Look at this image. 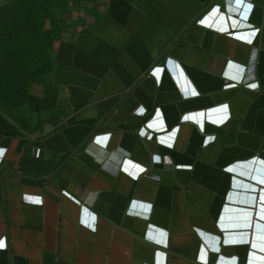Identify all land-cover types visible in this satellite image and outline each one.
<instances>
[{
    "label": "crops",
    "instance_id": "crops-1",
    "mask_svg": "<svg viewBox=\"0 0 264 264\" xmlns=\"http://www.w3.org/2000/svg\"><path fill=\"white\" fill-rule=\"evenodd\" d=\"M106 10L0 108V264H264V0Z\"/></svg>",
    "mask_w": 264,
    "mask_h": 264
},
{
    "label": "rangeland",
    "instance_id": "rangeland-1",
    "mask_svg": "<svg viewBox=\"0 0 264 264\" xmlns=\"http://www.w3.org/2000/svg\"><path fill=\"white\" fill-rule=\"evenodd\" d=\"M108 0H0V106L20 117L60 46L101 20Z\"/></svg>",
    "mask_w": 264,
    "mask_h": 264
},
{
    "label": "built area",
    "instance_id": "built-area-1",
    "mask_svg": "<svg viewBox=\"0 0 264 264\" xmlns=\"http://www.w3.org/2000/svg\"><path fill=\"white\" fill-rule=\"evenodd\" d=\"M244 71H245L244 74L241 77L238 78L239 82L241 84H244L246 87H250V88H252L254 90H259L260 89L259 82H257V81L256 82H248V78H247L248 76L246 75L247 74V68H245ZM225 75L231 77L228 73H225ZM146 110L147 109L145 107L140 106V107H138L137 112L139 114H141V115H145L146 114ZM139 134L142 137L146 138V139H154L155 138V133L153 131H150V130L146 129V127H144V126L139 129ZM215 138H216L215 135L207 136L205 143L208 144L211 141H214ZM5 153H6V149L5 148H1L0 149V155L4 156ZM256 158H258V157H255L254 159H256ZM159 160H160L159 161L160 163H171V159L169 157L161 156ZM227 169H229V170L231 169L232 170L233 167L229 166V167H227ZM245 187L256 189L257 193L254 196V198H255L254 203L252 202V198L250 199L249 196H247V195L246 196L243 195V198L241 199V202L249 203V204L253 203L254 205H258L259 203L262 202V198L259 197V191L261 190L260 186H258V187L245 186ZM235 197H236V194L234 193V197L233 198L235 199ZM82 222L87 223L84 220V214H83ZM147 237L148 238H153L150 234H147ZM212 248H213V250H220L221 249L219 247H212ZM7 250H8V246H0V256H1V254L4 251H7ZM238 261H239L238 257H235V256L232 257V258H228V259L224 257V258H221L217 264H228L229 262H234V263L238 264L239 263Z\"/></svg>",
    "mask_w": 264,
    "mask_h": 264
},
{
    "label": "water",
    "instance_id": "water-1",
    "mask_svg": "<svg viewBox=\"0 0 264 264\" xmlns=\"http://www.w3.org/2000/svg\"><path fill=\"white\" fill-rule=\"evenodd\" d=\"M254 161L255 162H258L259 161V159L258 158H256V159H254ZM253 167H255V166H253ZM243 168L245 169H243V171H246V170H249V168H247V167H245L244 165H243ZM240 169V167L238 168V170ZM242 171V172H243ZM235 186H250V187H252L250 184H247V183H245V182H243V181H241V180H235Z\"/></svg>",
    "mask_w": 264,
    "mask_h": 264
},
{
    "label": "trees",
    "instance_id": "trees-1",
    "mask_svg": "<svg viewBox=\"0 0 264 264\" xmlns=\"http://www.w3.org/2000/svg\"><path fill=\"white\" fill-rule=\"evenodd\" d=\"M51 70H52V69H51ZM51 70H48V72H50ZM0 108H1L2 110H6V111H7V109H6L5 107L0 106Z\"/></svg>",
    "mask_w": 264,
    "mask_h": 264
},
{
    "label": "snow or ice",
    "instance_id": "snow-or-ice-1",
    "mask_svg": "<svg viewBox=\"0 0 264 264\" xmlns=\"http://www.w3.org/2000/svg\"><path fill=\"white\" fill-rule=\"evenodd\" d=\"M0 246H2V242H0Z\"/></svg>",
    "mask_w": 264,
    "mask_h": 264
}]
</instances>
